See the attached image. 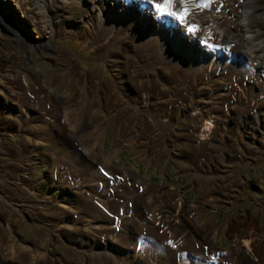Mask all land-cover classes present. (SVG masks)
I'll list each match as a JSON object with an SVG mask.
<instances>
[{"label": "bare ground", "instance_id": "6f19581e", "mask_svg": "<svg viewBox=\"0 0 264 264\" xmlns=\"http://www.w3.org/2000/svg\"><path fill=\"white\" fill-rule=\"evenodd\" d=\"M243 1L91 0L95 4L94 7L98 5L97 8L104 9L107 15H118L120 20L128 18L132 25L134 24V29L128 32L142 28L141 26H147L143 27L147 30L151 29L152 34L147 37L158 44L160 51L156 50V52L159 56H151L148 63H143L137 60L140 59L137 54L142 56L144 53L133 48L134 54L127 61L129 69L133 68L131 71L136 72L146 68L148 73L162 72L161 75H166L167 80H170L172 71L164 67L165 61L174 60L177 53L185 55V60L181 62L192 76L188 82H178V85L181 87L184 85L185 89L191 91L198 88L205 89L208 92V99L202 102V110L213 115L210 119L197 122V127L193 122L202 114L198 111H194V114L190 113L179 121L185 126L188 124L195 126L188 128L189 131L194 130L195 136L188 137L179 147L182 148V154L187 153L186 158L189 161L198 163L196 166L201 171H205L208 164L207 172L213 169L221 173L224 168H232L225 164L221 156H218V150L227 146L229 148V145L241 149L242 144H245L243 139H238L237 136L233 139L226 137L228 134L222 119L225 116L217 117L218 113H223L222 110L234 114L242 125L249 120L258 127H264V122L262 124L259 118L261 116L259 112L264 111V66L260 58L254 55L252 47L247 54L248 57L251 56L248 59L242 55L243 53L239 54L235 50L241 46L239 40L246 35L253 38L259 36L258 40L264 43L263 24H256L251 31L243 32L241 22H246L242 14L241 6L245 4ZM254 1L255 6L264 5L263 0ZM156 5H167V7L161 11ZM15 6L17 11L21 12V17L27 14V6L21 0H16ZM128 12L129 15L124 17ZM120 20L111 21L109 16L105 19L99 17L90 25L89 21L82 18L86 25L84 32L86 31L85 34L90 37L95 36L98 28H102L99 29L101 33L111 29V26L112 33L118 28L121 29ZM35 25L38 26L39 33L46 32L44 26L37 23ZM69 32L73 33L72 30ZM227 33L232 35L228 42L224 41ZM117 34L120 36L119 31ZM158 40L160 42H157ZM86 49L92 51L89 46ZM64 52L60 50L61 54H66L64 58L71 60L72 56ZM79 64V60L74 62L78 73L87 70ZM182 69L181 66L176 65L174 75L180 74ZM18 70L17 75L14 72L16 81L6 85V88L7 91H13L12 93L15 94L13 106L19 107V116L23 119L21 128L28 127L25 134L28 141L34 145L31 153L41 150L55 153L58 158L54 160L51 187L59 192L68 189L76 196L74 202L65 201L59 204L63 215L56 220L57 222L54 221L56 231L59 233L66 228L70 230L71 226L65 220L80 223L84 228L80 230L82 234L76 241H61V238H65L64 233H49L43 236L41 242L25 239L20 234L16 217L21 220L24 216L25 219L24 208L28 207L29 201L12 203L13 201L7 196L0 194V216L4 227L8 230L6 234L0 230V264H79L80 262L60 259L58 249L63 244H73L69 249L73 255L80 252L88 255L87 253L95 249H112L121 253V259L118 258L117 264H235L242 246H235L233 250H222L217 247L221 238L220 230L216 225V216L212 217L207 213V202L200 199L195 206H188L178 199L179 192L173 188L144 182L129 166L116 164L120 151L125 147L121 140L123 137L121 133L124 132L121 125L117 139L122 143L120 145L117 143V147L106 151L108 130L103 127L107 125L108 119L107 122L101 119L89 126L86 113L80 109L82 98L74 105L78 107L76 109L79 113L73 115L72 105L68 101L62 105L64 99L68 100L67 91L63 92L61 97H56L55 88L49 87L50 80L45 78L39 80L32 75L22 73L23 69ZM66 71L71 70L67 68ZM131 79L138 87L142 86L140 91L146 94L143 102L136 100L135 104L139 103L140 106L149 108L152 98H148V94L151 93L152 88L148 86L144 91L142 84L147 82L158 87L160 83H155L154 79L152 81L134 80L133 77ZM170 82L167 81L166 84ZM159 92L164 97L168 95L165 91L162 92L161 88ZM178 94L181 95L182 91H178ZM191 95H195V92H191ZM184 104L188 107L192 104L191 99ZM184 107L182 105L179 109ZM205 107L213 109L207 111ZM7 110L11 111V107ZM52 111L55 113L52 114ZM119 111L120 109H114L115 113ZM54 115L60 117L61 121L58 122ZM164 118H166L165 123L153 119L151 122L153 130L150 133L145 131L148 133L147 140L152 138L151 136L154 137L150 143L147 144L146 139H138V135L143 131L141 130L137 134L130 133L132 136L127 139V148L157 150L159 136L168 135L167 138L170 139L171 134L177 133L179 138L185 139L178 129L174 130L176 128L168 123L170 118L168 113L164 114ZM25 121H30L31 125L28 126ZM60 140L66 144L59 143ZM168 148L170 150L171 146ZM173 154L175 158H179L180 153ZM239 154L241 157L234 159L235 156H231L227 163L232 160L243 162L248 157L257 158V155L242 150L238 152ZM200 159L206 161V165L199 164ZM73 173L75 179L71 176ZM49 195L50 192L47 193V196ZM169 195H173L174 199H165ZM3 207L9 208L16 217L11 213L5 215L2 211ZM47 207L38 206L41 212H45ZM87 235L90 236L89 239L86 238ZM95 236L98 238H94ZM100 236H102L101 241ZM47 241H49L48 245ZM44 242L45 245L42 246ZM246 261L248 264H253Z\"/></svg>", "mask_w": 264, "mask_h": 264}, {"label": "rangeland", "instance_id": "374dc122", "mask_svg": "<svg viewBox=\"0 0 264 264\" xmlns=\"http://www.w3.org/2000/svg\"><path fill=\"white\" fill-rule=\"evenodd\" d=\"M21 1L26 4V11H28L24 17H21V12L16 9V0H0V61L1 63H7L5 70H0V95L4 98L3 100L5 102V110L1 114L2 118L0 117V194L7 196L13 201L12 203L29 201L27 204L28 207L24 208L26 214L25 219L23 216L21 220H18L16 215L12 213L9 208H2L5 215L11 213L13 217H16L21 231L20 234L25 239L40 242L43 236L49 233L57 234L58 232L56 231L57 228H55L56 225L54 221L57 222L56 220L63 215V211H61L59 204L65 201L71 203L76 199V196L68 189L59 192L51 187L53 183L54 160L56 157L58 158V156L55 153L43 152L42 150L31 153L34 145L28 141L25 134V130L28 129V127L24 126V128H21L23 119L19 116V107L16 108L13 106L15 94L12 93L13 91H7L6 88V85H10L12 81H16V71L18 69H23L21 70L22 73L32 75L36 79L41 80L45 78L46 80H50L49 87L55 88L54 92L56 93L54 95L56 97H61L62 93L67 91L68 100L64 99L62 105L66 104L68 101V103L72 105L71 109L73 115L79 113V110L76 109L77 106H74L77 104V101L82 98L84 102L83 97L85 91H83L82 88L85 83L86 87H84V90L87 92L89 102L85 103L84 109L81 102L80 109H83L87 115V124L92 126L101 119L106 120V122L108 119L107 125L103 127V129L108 130L105 150L110 151L114 149V147H117V143L120 145L123 142L125 145L121 150L120 157L116 164L118 166H129L140 179L144 180V182L152 185L158 184L165 188L166 186L173 188L179 192L177 193L178 199L188 206H195L196 202L200 201V199L206 201L208 204L207 213L209 216H216V225L220 230L221 238L218 240L217 247L222 250H233L235 246H242L241 253L235 259V264H248L246 260L253 264H264V250L261 252L259 251V249L263 247L264 242V206L258 203V200L264 197L262 189L264 186H262L260 182L262 181L264 183V127H258L249 120L246 122L247 125H241L238 120L239 118L237 119L231 112L229 115L225 114L226 112L218 113L217 117H226L222 119L227 126V138L233 139L235 138L234 136L240 132L245 144H242L241 149L234 145H229L230 147L228 148L227 146L225 149L218 148V156H221L226 162L225 164L232 166V168H224L221 173H216L214 175H206L204 173L189 174L186 172L192 168L195 169L198 163H193V160L191 163L187 162L185 160L187 159V153L182 154V148L179 146L184 143L188 137L191 138L193 135L195 136V133H193L194 130L189 131L188 129L195 126H190V124L185 126L179 122L184 118L176 120L175 117L171 118L172 114L170 113H168V116L171 119L169 118L168 123L172 125L173 128H176L174 130L178 129V132L184 135L185 139L182 137L179 138L177 133L176 135L171 134L172 137L170 139L167 138L168 135H166L167 139L163 142L160 136L159 140L163 142V145L158 152H155L153 148H148L147 150L142 148H127V139L130 137V133L137 134L141 130L143 131L138 135V139H146V141H148L147 144L150 143L154 137L151 136L152 138L147 140L146 135H148V133H145V131L150 133L153 130L151 125L152 120H163L164 114L168 109L171 110L173 106L182 104L184 98H189L183 95V99L180 100L182 97L178 94V91H180L181 88L171 83L169 79L167 80L166 75H159V79H157L153 77L156 73L154 71L152 73H141L136 76L135 73L131 72L133 68L129 69V62L127 61L128 58L130 59L134 54V47L144 53L142 56H138L140 57L138 60L142 62H145L150 56H159L156 52V50L160 51L158 50V44L147 37L151 36V29L147 30L148 33L147 31L140 32V30H143L141 26L142 28H140V30L128 32V30L134 29V24L132 25L129 20H123L122 28L117 29V31L120 32V36L117 34L116 30L112 34L111 30H108L109 33L108 31H103L101 33L99 29L102 28H98L96 31L94 30L95 36L90 37L85 34L86 31L84 32L86 25L82 21V18L89 21V24L92 25L97 18H105L106 16L104 9L97 8L98 5L94 7L95 4H93L91 0ZM243 2L245 4L241 6L242 14L243 18L246 20V22H241L243 32L245 30L251 31V28L256 24H263L264 31V5H260V7L255 6L254 0H244ZM117 16L118 15H113L112 17L114 18L111 19L114 20ZM35 23L44 26L46 32L42 34L39 33L37 30L38 26L35 25ZM99 25L100 24H98V26ZM70 30H72L73 33H70ZM109 35L111 36L108 40L106 39V42L104 37ZM229 35V33L226 34L224 41H230L232 35ZM98 37L100 39L90 42ZM113 39H115V41L109 43V41ZM258 39L259 36L253 38L252 36L249 37L246 35L240 40L239 44L241 46L239 48L235 47V50L239 54L243 53L242 55L248 59L251 56L248 57L247 54L252 47L254 55L264 62V43L255 41ZM157 42L160 41L158 40ZM87 46L92 49L91 52L86 49ZM60 50L65 51L64 53H69L72 59L69 60L64 58L66 54H61ZM167 56L168 53L166 54V57ZM183 59L185 60V55L177 53L174 60L169 62L165 61V67L172 71H170L172 73V79L170 80L177 79L180 82H188L190 80L192 75L190 76L186 71L185 64L181 62ZM78 60L80 63L79 65L87 70L81 73L77 72L74 62L76 63ZM56 62H58L57 65ZM176 65L183 68L178 75H174L176 73ZM262 66H264V64ZM67 68H69L71 72L66 71ZM17 72H19V70ZM11 75L12 77H10ZM134 75L136 77H133ZM132 77L134 80H145L150 78L148 81L154 79L155 83H160L158 87L157 85L152 86V84H147V82H143L142 84L144 86V91L148 89V86L152 88L151 93L148 94V98H152L149 108L148 106L147 108L142 107L139 103L135 104L136 100L143 102L146 94L140 91L142 86L138 87L135 85L131 79ZM167 81L171 83L168 86H166ZM162 86L168 88L167 94L170 95L169 102L160 99V97H164L159 92V88ZM182 87L185 88L184 85H182ZM95 88H98V93L94 95L92 90ZM203 94V91L197 93L199 96ZM173 96L174 98H171ZM183 105L185 104L183 103ZM202 106V103H197L194 106L195 111L202 113L200 117L194 120L193 123H195V125L197 122L208 118L210 119L213 116L208 112L205 113L202 110ZM9 107H11V111L7 110ZM12 107L16 109L14 110ZM59 107H61V105H59ZM116 108L120 109L118 113L114 112ZM210 110H212V107L207 111ZM53 113L55 112L52 111V114ZM259 114L261 115L259 118L263 124L264 111L259 112ZM55 116L56 115H54V117ZM56 119L58 122L61 121L58 116H56ZM25 123L28 126L31 125L30 121H25ZM120 125L124 131L121 133V137L123 136L121 138L122 142H118L117 139ZM61 142L62 144L64 143L60 140L59 143ZM178 142H180L179 145ZM65 144L66 143H64V145ZM247 145H249L250 149H248L249 147ZM168 146H171L170 150H168ZM243 146H246L248 152L254 151L252 154L257 155V158L260 157V159L245 156V158L248 157V159L243 162H234L232 160L233 162L227 163L231 156H235L234 159H236V157L240 156V154L238 155L240 150L245 151ZM173 153L178 155L180 153L179 158H175ZM200 160L199 164L206 165V161ZM208 165H206L207 168ZM212 165L214 166L215 163ZM26 170H29V178H27L28 173H25ZM181 170H183V172H181L178 178L181 185H176L174 184L175 179L173 178L175 173ZM73 174L71 176L75 179V174ZM69 179L71 180V177ZM38 180H41L42 183L39 184V182H36ZM239 187H242V195L235 193L233 199L226 204H219L220 198H215V194L212 195L216 189L219 192L222 191L223 188L227 191L232 190L236 192ZM47 191L50 192L49 196H47ZM202 191L205 193L203 194ZM56 199L58 200L56 201ZM165 199L174 198L173 195H169ZM40 205L48 206L45 208V212H41L38 208ZM215 207H218L217 209L219 210ZM166 210L168 209L166 208ZM242 218H255L259 220V228L255 231L251 230L249 232H244L230 241L229 237L226 235L228 225L234 220H240ZM65 222L69 223L71 227L70 230L66 228L59 231L60 234L64 233L63 235L65 236V238H61V241H76L82 234L83 225L80 223L76 224V222L72 220H65ZM0 230H3L4 234L8 232L7 228L3 225L1 216ZM87 237L89 239L90 236L87 235L86 238ZM94 238L98 237L95 236ZM99 240H102V236L99 237ZM48 242L49 241H47V245L49 244ZM252 243L257 245V250L252 248ZM44 245L45 242L42 246ZM70 245H60L61 247L58 249V252L61 260H72L74 263L80 262L79 264H117L118 258L121 259L120 252H115L109 248L95 249L87 253L88 255L81 252L73 255L72 251L69 250ZM257 251L260 253L259 255H257Z\"/></svg>", "mask_w": 264, "mask_h": 264}, {"label": "trees", "instance_id": "16d2710c", "mask_svg": "<svg viewBox=\"0 0 264 264\" xmlns=\"http://www.w3.org/2000/svg\"><path fill=\"white\" fill-rule=\"evenodd\" d=\"M7 66V63L0 62V70L3 71L5 70ZM4 108V101L2 100V98L0 97V114L2 112ZM259 222L255 221V220H246V219H240V220H234L232 223H230L228 225V229L226 232V235L229 237V240L232 241L237 235H239L240 233L244 232V231H249L251 229H255L258 228ZM257 246L254 245V249L257 250ZM264 250V243H263V247L261 249H259V251H263ZM258 252V251H257ZM260 253L258 252L257 255H259Z\"/></svg>", "mask_w": 264, "mask_h": 264}, {"label": "snow or ice", "instance_id": "6c2138e0", "mask_svg": "<svg viewBox=\"0 0 264 264\" xmlns=\"http://www.w3.org/2000/svg\"><path fill=\"white\" fill-rule=\"evenodd\" d=\"M156 7L163 11L167 7V5H156Z\"/></svg>", "mask_w": 264, "mask_h": 264}]
</instances>
